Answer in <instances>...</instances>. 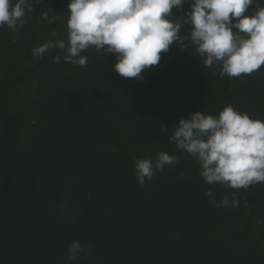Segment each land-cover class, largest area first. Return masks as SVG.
<instances>
[{
    "label": "trees",
    "instance_id": "1",
    "mask_svg": "<svg viewBox=\"0 0 264 264\" xmlns=\"http://www.w3.org/2000/svg\"><path fill=\"white\" fill-rule=\"evenodd\" d=\"M0 264H264V0H0Z\"/></svg>",
    "mask_w": 264,
    "mask_h": 264
}]
</instances>
